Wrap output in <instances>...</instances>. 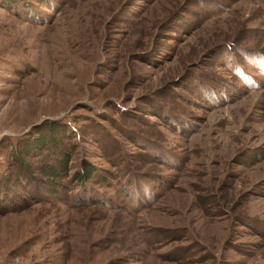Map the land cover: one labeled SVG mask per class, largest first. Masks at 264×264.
I'll return each mask as SVG.
<instances>
[{"label":"rangeland","instance_id":"rangeland-1","mask_svg":"<svg viewBox=\"0 0 264 264\" xmlns=\"http://www.w3.org/2000/svg\"><path fill=\"white\" fill-rule=\"evenodd\" d=\"M0 170V264H264V0H0Z\"/></svg>","mask_w":264,"mask_h":264},{"label":"trees","instance_id":"trees-1","mask_svg":"<svg viewBox=\"0 0 264 264\" xmlns=\"http://www.w3.org/2000/svg\"><path fill=\"white\" fill-rule=\"evenodd\" d=\"M54 125L56 124L49 122V125H47V127L48 129H53L55 128ZM56 132L57 131L55 130V133ZM24 138L25 137H21L15 141L8 138V140H10L9 146H14V150L11 156L12 161L15 162L16 165L23 170L25 174V179H29L33 184H35L36 179L39 180L37 185L41 186L39 187L40 189H42L43 184H46L47 186H43L44 188L47 187L46 192L56 196L59 194L57 189V181L69 177V183L71 182L72 186H78L79 188L77 191L74 192L73 199L71 200H74L77 202V204L81 205L85 202L92 200L94 201L98 199L96 194H92L90 192L91 187L88 184L94 181V179H96L99 174V172L97 173V168L91 162L82 159L74 170V172L70 174V152H67L62 157L55 159L52 163H48L45 166H40L37 168L36 171L32 172L29 168L30 164L24 161V157L36 156L39 154V152H31L32 150L29 149L31 145L28 143H22L21 146L18 147L17 143H19V141L21 142ZM34 139L36 147L41 146L43 150L44 144L42 143V139ZM18 174V170L17 172L14 171V174H12V172H10L9 174L4 172L2 174L0 170V215L23 209V207L33 201L30 199L28 200V195L18 196V199L11 197L9 187L15 185V179L17 178ZM84 196H86L85 201Z\"/></svg>","mask_w":264,"mask_h":264}]
</instances>
